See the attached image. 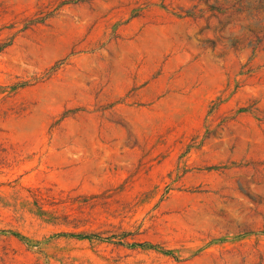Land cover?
<instances>
[{
  "label": "rangeland",
  "instance_id": "374dc122",
  "mask_svg": "<svg viewBox=\"0 0 264 264\" xmlns=\"http://www.w3.org/2000/svg\"><path fill=\"white\" fill-rule=\"evenodd\" d=\"M236 2L0 0L1 264H264V0Z\"/></svg>",
  "mask_w": 264,
  "mask_h": 264
},
{
  "label": "trees",
  "instance_id": "16d2710c",
  "mask_svg": "<svg viewBox=\"0 0 264 264\" xmlns=\"http://www.w3.org/2000/svg\"><path fill=\"white\" fill-rule=\"evenodd\" d=\"M245 0H237L236 5L240 6ZM235 8V6H234ZM10 46L8 43H0V54H2L5 49H7ZM1 264V263H0Z\"/></svg>",
  "mask_w": 264,
  "mask_h": 264
}]
</instances>
